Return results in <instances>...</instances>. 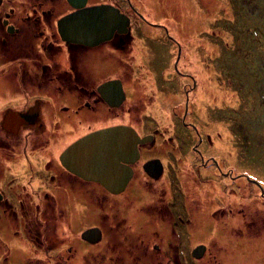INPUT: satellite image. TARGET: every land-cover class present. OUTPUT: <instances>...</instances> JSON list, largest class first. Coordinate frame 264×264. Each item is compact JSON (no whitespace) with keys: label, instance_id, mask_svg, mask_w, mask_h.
Here are the masks:
<instances>
[{"label":"flooded vegetation","instance_id":"1","mask_svg":"<svg viewBox=\"0 0 264 264\" xmlns=\"http://www.w3.org/2000/svg\"><path fill=\"white\" fill-rule=\"evenodd\" d=\"M88 9L111 22L95 29V43L61 22ZM148 12V0H0V264H212L222 248L211 237L197 239L198 232L209 233L213 214L200 194L204 188L192 181L207 185L210 197L213 172L246 178L253 194L264 196L257 180L208 155L209 140L187 111L177 116L194 133L185 144L159 137L156 128L148 132L141 117L133 124L138 113L126 95L139 90L133 73L147 87L161 66L149 49L163 43L181 50L180 36ZM125 125L147 139L137 145L135 161L122 162L125 180L113 191L105 181L86 178L84 162L92 160L94 147L77 141ZM179 142L193 157L180 155ZM224 202L242 211L234 198L222 196L218 205ZM248 222L252 239L264 237V217ZM89 228L97 234L85 238Z\"/></svg>","mask_w":264,"mask_h":264},{"label":"rangeland","instance_id":"2","mask_svg":"<svg viewBox=\"0 0 264 264\" xmlns=\"http://www.w3.org/2000/svg\"><path fill=\"white\" fill-rule=\"evenodd\" d=\"M148 3V14L180 36L181 50L177 59L178 50L172 46L160 43L149 49V55L157 58L161 66L154 73L157 81L150 78L147 87L141 82L143 76L139 78L133 73V78L137 76L139 81L131 80L139 90L134 89V97L130 91L126 94L128 106L131 98L134 103L131 110L138 113L133 115V124L136 117H141L148 132L153 133L156 128L163 132L159 137L185 144L194 139V133L183 127L177 116L187 111V120L209 140L208 155L217 157L235 174L246 172L264 187V0H148ZM175 71L193 78H182ZM147 75L150 77L149 72ZM119 99L123 100L120 95ZM139 130L146 133V129ZM183 144L180 155L193 157L189 150L185 152ZM63 152L60 161L65 163L68 159L64 154L68 150ZM189 156L182 159L188 160ZM216 173L213 172L209 182L210 197L206 194L207 185L192 181V187L204 188L200 194L205 197L203 200H210L206 209L213 214V220L205 228L209 233L198 232L197 239L211 237L221 245L212 264H264V237L252 239L248 222L255 215L264 216V196L254 195L255 187L246 178L232 181ZM178 186L184 189L183 185ZM222 196L240 202L244 213L240 209L238 212L227 209L225 202L218 205ZM198 203L199 207L204 205V201ZM189 218L184 215L182 220ZM201 227L204 228L203 222ZM75 234L70 232L74 247Z\"/></svg>","mask_w":264,"mask_h":264},{"label":"water","instance_id":"3","mask_svg":"<svg viewBox=\"0 0 264 264\" xmlns=\"http://www.w3.org/2000/svg\"><path fill=\"white\" fill-rule=\"evenodd\" d=\"M80 13L84 15L83 18H80ZM61 22H64L63 24L67 30L73 35L77 36L79 32L83 33L93 40L92 43L97 41L96 35L98 33L95 31L96 28L103 25H111V22L108 23L104 18H102V14L97 11H90L89 9L74 12L70 16L63 18ZM179 52L180 48H178L177 59L180 55ZM107 85H109V83ZM105 87L106 85H102L101 90ZM117 88H120L122 93L120 82ZM146 139L147 138L145 136L140 137L132 128L121 126L113 127L111 130H98L83 136L79 141H77V143H79L78 146L94 147V150L90 151L92 156L89 157L92 160H86L84 162L86 167V178L105 181L109 190L115 191L119 189L120 181L123 179L125 180V177L123 178V176H121L122 178H116L119 175L116 172L120 171L121 174L124 175L127 173L121 169L122 162L129 163L135 161L138 158L137 145ZM70 170L72 172L75 171L76 173H79L76 170ZM99 171L100 174L97 173ZM109 179L111 182H109ZM258 185L260 186V184ZM261 190L263 192V189ZM94 234H97V229L89 228L83 232L82 236L89 238Z\"/></svg>","mask_w":264,"mask_h":264},{"label":"bare ground","instance_id":"4","mask_svg":"<svg viewBox=\"0 0 264 264\" xmlns=\"http://www.w3.org/2000/svg\"><path fill=\"white\" fill-rule=\"evenodd\" d=\"M192 78H193V77H191V79H192ZM108 137H109V136H108ZM105 139H109V138H105ZM118 176H119V177H121V176H122V174H119Z\"/></svg>","mask_w":264,"mask_h":264},{"label":"trees","instance_id":"5","mask_svg":"<svg viewBox=\"0 0 264 264\" xmlns=\"http://www.w3.org/2000/svg\"><path fill=\"white\" fill-rule=\"evenodd\" d=\"M262 216V215H261ZM262 217H264V216H262Z\"/></svg>","mask_w":264,"mask_h":264}]
</instances>
